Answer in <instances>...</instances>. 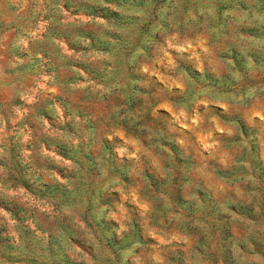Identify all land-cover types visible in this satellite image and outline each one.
Here are the masks:
<instances>
[{"label": "rangeland", "instance_id": "1", "mask_svg": "<svg viewBox=\"0 0 264 264\" xmlns=\"http://www.w3.org/2000/svg\"><path fill=\"white\" fill-rule=\"evenodd\" d=\"M243 257L264 260V0H0V264Z\"/></svg>", "mask_w": 264, "mask_h": 264}, {"label": "clouds", "instance_id": "2", "mask_svg": "<svg viewBox=\"0 0 264 264\" xmlns=\"http://www.w3.org/2000/svg\"><path fill=\"white\" fill-rule=\"evenodd\" d=\"M245 264H251L252 261H257L258 264H264V260H261L259 257H243Z\"/></svg>", "mask_w": 264, "mask_h": 264}]
</instances>
